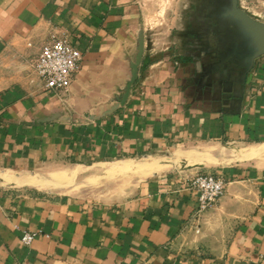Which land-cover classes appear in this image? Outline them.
I'll use <instances>...</instances> for the list:
<instances>
[{"label": "crops", "instance_id": "obj_1", "mask_svg": "<svg viewBox=\"0 0 264 264\" xmlns=\"http://www.w3.org/2000/svg\"><path fill=\"white\" fill-rule=\"evenodd\" d=\"M143 1L0 0V264H264V153L221 169L227 191L199 215L182 177L159 175L182 144H264L261 35L234 0H171L149 20ZM235 1L264 23V0ZM52 34L82 53L60 92L34 69ZM149 159L162 172H128L145 179L109 201L11 183L47 164L88 179L116 164L126 176L124 163ZM24 231L38 233L30 246Z\"/></svg>", "mask_w": 264, "mask_h": 264}, {"label": "rangeland", "instance_id": "obj_2", "mask_svg": "<svg viewBox=\"0 0 264 264\" xmlns=\"http://www.w3.org/2000/svg\"><path fill=\"white\" fill-rule=\"evenodd\" d=\"M171 0H144L143 7L148 15V20L150 19L149 15L151 14L152 8L165 9L169 6ZM147 20V21H148ZM161 19L157 22L160 23ZM149 24V22H148ZM245 144H213V143H190L182 144L177 147L170 149L168 152L164 153L162 157L164 168L166 169L162 172L163 167L158 164L156 159H149L135 165L130 163H124L125 168L124 172H138V167L146 165L145 168L139 170L143 176L146 175L147 168L158 169L161 177L166 178H185L192 177L198 173H212V174H221L219 171L225 167H230L235 164L247 163L243 162L241 159L246 158H255L259 155H249L251 150L264 149V144L252 145L246 147ZM186 158V160H183ZM264 161V159H262ZM200 162L202 165L195 166L196 172L190 174L189 170L194 163ZM252 162V161H251ZM118 165L113 164L107 169L111 170L107 176H94L89 179L84 176H78V171L69 169L68 167L57 166L54 164L41 165L36 169L31 171H20V172H11L13 174H22L25 177H28L29 180L34 181L35 183L28 186L20 187L17 189L28 191L30 193H43L46 195H58V194H74L82 196L93 201H109L110 198L114 196H130L132 195V183L135 178L136 182L145 177H133L131 175L119 176L113 175L112 173H121L123 167L114 169ZM194 168V167H193ZM113 169V170H112ZM121 171V172H120ZM123 172V173H124ZM108 173V172H107ZM122 173V174H123ZM106 182H115L110 188H102L94 186H89L90 184H98L100 181ZM134 182V183H136Z\"/></svg>", "mask_w": 264, "mask_h": 264}, {"label": "built area", "instance_id": "obj_3", "mask_svg": "<svg viewBox=\"0 0 264 264\" xmlns=\"http://www.w3.org/2000/svg\"><path fill=\"white\" fill-rule=\"evenodd\" d=\"M81 51L65 35L52 34L40 47L34 69L47 91H65L80 68ZM197 195V214L215 205L226 193L228 180L222 174L198 173L181 178ZM37 232L24 231L22 243L30 246Z\"/></svg>", "mask_w": 264, "mask_h": 264}, {"label": "water", "instance_id": "obj_4", "mask_svg": "<svg viewBox=\"0 0 264 264\" xmlns=\"http://www.w3.org/2000/svg\"><path fill=\"white\" fill-rule=\"evenodd\" d=\"M234 9H235V13L238 14L240 17H242L246 23H248L254 29L259 31L261 38H262V48L258 52L257 56L264 54V23L260 22L255 17L249 16L244 11L237 9V3L235 0H234ZM142 53H143V46L141 44L139 47V52H138L137 58H136L135 62L132 64L131 78L129 79V81H128L125 89H124V93H123L122 97L119 99V103H118L119 105L125 104L128 96H129L131 86L135 83V81L138 78V68H139V65H140V62L142 59Z\"/></svg>", "mask_w": 264, "mask_h": 264}, {"label": "bare ground", "instance_id": "obj_5", "mask_svg": "<svg viewBox=\"0 0 264 264\" xmlns=\"http://www.w3.org/2000/svg\"><path fill=\"white\" fill-rule=\"evenodd\" d=\"M259 145V144H258ZM262 153H264V149H259V150H257V149H255V150H251L250 151V154L249 155H253V154H255V155H259V154H262ZM145 164V163H144ZM143 164V166H141L142 168H145L146 167V165H144ZM152 172V171H151ZM28 178V177H27ZM11 183L12 184H16V185H21V184H33V183H35L34 181H32V180H29V179H23V178H21V179H19L18 177L17 178H15V179H13L12 181H11Z\"/></svg>", "mask_w": 264, "mask_h": 264}]
</instances>
